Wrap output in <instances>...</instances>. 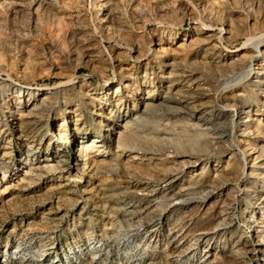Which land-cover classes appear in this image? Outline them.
Listing matches in <instances>:
<instances>
[{
    "label": "rangeland",
    "instance_id": "obj_1",
    "mask_svg": "<svg viewBox=\"0 0 264 264\" xmlns=\"http://www.w3.org/2000/svg\"><path fill=\"white\" fill-rule=\"evenodd\" d=\"M0 264H264V0H0Z\"/></svg>",
    "mask_w": 264,
    "mask_h": 264
},
{
    "label": "bare ground",
    "instance_id": "obj_2",
    "mask_svg": "<svg viewBox=\"0 0 264 264\" xmlns=\"http://www.w3.org/2000/svg\"><path fill=\"white\" fill-rule=\"evenodd\" d=\"M101 8V7H100ZM102 21V20H101ZM239 49H242V47H240V46H238V47H236L235 49H226L227 51H228V53H230V52H234V51H236V50H239ZM118 91V90H117ZM150 92V91H149ZM206 104V103H205ZM203 105V104H202Z\"/></svg>",
    "mask_w": 264,
    "mask_h": 264
}]
</instances>
